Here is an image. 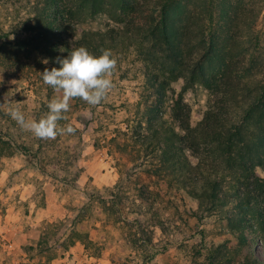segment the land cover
<instances>
[{
  "label": "rangeland",
  "instance_id": "1",
  "mask_svg": "<svg viewBox=\"0 0 264 264\" xmlns=\"http://www.w3.org/2000/svg\"><path fill=\"white\" fill-rule=\"evenodd\" d=\"M43 1L0 0V221L21 230L12 237L0 230V264H240L237 235L223 220L234 214L235 203L212 208L163 182L159 151L139 136L146 132L145 110L155 103V94L150 70L133 45L112 51L117 59L113 87L99 105L71 101L59 125H72L74 134L40 139L8 114L18 107L26 119L38 121L55 95L41 76L53 68L43 63L46 57L16 49ZM180 2L187 11L204 13L213 4L218 47L240 52L247 80L264 82V0ZM122 27L99 13L62 38L72 43L83 32ZM226 35L234 38L227 41ZM168 90L162 110L173 123ZM182 97L192 122H198L208 90L195 84ZM18 192H34V203ZM43 192L56 193L50 215L35 211L46 207ZM246 235L257 240L251 250L264 264V233Z\"/></svg>",
  "mask_w": 264,
  "mask_h": 264
},
{
  "label": "trees",
  "instance_id": "2",
  "mask_svg": "<svg viewBox=\"0 0 264 264\" xmlns=\"http://www.w3.org/2000/svg\"><path fill=\"white\" fill-rule=\"evenodd\" d=\"M185 5L180 0H44L16 49L40 53L59 68L57 58L81 46L98 56L102 48L133 45L150 70L148 81L155 94V103L145 110L146 132L139 136L159 151L163 182L212 208L234 202V214L223 220L237 235L240 264H262L251 250L257 240L246 234L264 233V82L247 80L240 52L218 47L213 4L208 3L206 13L187 11ZM99 13L123 27L83 32L72 43L62 38ZM233 38L226 35L227 41ZM195 84L208 90L209 99L201 119L193 123L182 94ZM168 89L173 123L162 110Z\"/></svg>",
  "mask_w": 264,
  "mask_h": 264
},
{
  "label": "clouds",
  "instance_id": "3",
  "mask_svg": "<svg viewBox=\"0 0 264 264\" xmlns=\"http://www.w3.org/2000/svg\"><path fill=\"white\" fill-rule=\"evenodd\" d=\"M43 63L47 64L48 60ZM59 68H45L41 73L45 85L54 90L48 102V112L38 121L26 119L18 108H9L8 114L25 131L40 139H55L58 135L74 134L72 125L61 127L59 121L67 119L71 101L80 99L88 105H99L113 87L111 79L117 59L110 49H100V55L90 53L85 47L70 51L66 58H57Z\"/></svg>",
  "mask_w": 264,
  "mask_h": 264
},
{
  "label": "crops",
  "instance_id": "4",
  "mask_svg": "<svg viewBox=\"0 0 264 264\" xmlns=\"http://www.w3.org/2000/svg\"><path fill=\"white\" fill-rule=\"evenodd\" d=\"M21 196H24V200L25 199H29V201H32L33 200V198H31L32 197V195H33V193L34 192H18ZM42 197H44V201L46 202V203H44V205L46 204V207H45V209H38V207H36L35 208V204H33L34 205V208H35V211L37 212V213H41V215H44V212L45 213H47L48 215H50V211H52L51 209H50V207H52V197H56V193L55 192H43L42 193ZM32 203H34L33 201H32ZM54 205V204H53ZM10 224V225H9ZM9 224H7V225H4L3 223H1V221H0V230H2V229H6V231H8L9 233H11L10 235H11V237H12V235L14 234V233H19L21 230H20V226H17V225H15L14 223H9ZM22 236V235H21Z\"/></svg>",
  "mask_w": 264,
  "mask_h": 264
}]
</instances>
